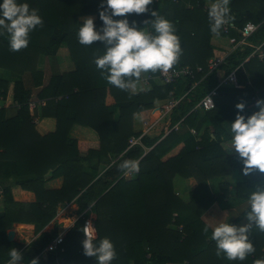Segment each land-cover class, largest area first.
<instances>
[{
    "label": "trees",
    "instance_id": "trees-1",
    "mask_svg": "<svg viewBox=\"0 0 264 264\" xmlns=\"http://www.w3.org/2000/svg\"><path fill=\"white\" fill-rule=\"evenodd\" d=\"M18 1H29L30 8L38 9L44 24L30 32L27 48L17 52L10 50L8 34L0 35V67L17 74L28 71L33 85L40 86L43 72L39 66L40 54L54 55L59 43L66 41L74 69L53 74L36 94L50 98L46 106L55 125L45 134L36 130L26 104L31 89L19 77L0 78V97L5 103H21L12 115H6L5 108H0V147L3 148L0 151L3 202L0 264H7L12 248L23 254L21 264H30L34 258H38V264H97L95 257L83 254L82 217L77 218L56 248L46 256L41 254L57 236L59 228V224L50 230L44 229L45 226L54 218L59 204L71 201L77 204L78 213L88 206L94 212L95 243L105 237L114 243L117 257L110 264H264V232L255 225L248 233L255 252L243 261H233L216 255V242L211 239L213 229L202 218L214 203L233 207L248 202L232 220L231 224L235 225L251 210V192L258 184H264V173L254 170L245 175L239 154H227L222 146L223 141L232 138L231 122L240 112L237 103L245 104L240 114L246 118L258 111L251 95L257 87L264 96V64L258 62L261 66L256 68L260 71L253 74L251 69L247 78L238 67V81L250 82L243 87L220 83L215 106L194 110L200 98L219 82L215 73L199 80L207 72L203 66L205 58L215 52L210 43L208 12L186 5L187 1L196 0H153L148 12L126 14L130 25L135 22V26L155 34L151 23L145 21L155 19L151 12L157 11L176 27L183 49L177 64H189L193 68L202 65V71L194 77L181 76L162 85L152 78L159 71L149 72V86H145L141 77L135 93L120 90L101 76L94 61L106 51L102 42L87 46L79 43L77 33L83 24L80 16L95 13L94 25L97 30L102 27L99 17L102 0ZM103 5L106 7V0ZM229 7L235 25L229 28V35H237L236 28L252 21L259 23L252 38L258 42L264 39V0H230ZM220 32L223 33L222 28ZM200 47L206 53L200 54ZM251 49L247 46L242 51L231 52L216 69L231 70ZM242 64L249 70V62ZM60 94L62 98L54 101ZM171 94L182 98L170 110L163 131L158 135L143 134L140 143L130 148V137L140 134L133 127L134 114L151 109L155 100ZM179 120V127L172 128ZM75 123L91 127L99 139L88 142L69 137ZM186 125L196 128L198 135H193ZM202 125H211L213 135L207 127L201 131ZM129 159L139 162V171L126 176L119 164ZM48 171L50 178L63 177L60 188L44 187ZM234 172L239 179L233 186L228 181H220L216 191L210 186L212 179ZM9 175L14 177L13 185L7 182ZM176 177L184 180L187 199L176 194L175 188L183 183L176 184L180 180ZM12 187L34 192L35 200L15 199ZM14 222L33 224L37 237L27 245L8 239L6 230ZM205 226H208L207 234L203 232Z\"/></svg>",
    "mask_w": 264,
    "mask_h": 264
},
{
    "label": "clouds",
    "instance_id": "clouds-1",
    "mask_svg": "<svg viewBox=\"0 0 264 264\" xmlns=\"http://www.w3.org/2000/svg\"><path fill=\"white\" fill-rule=\"evenodd\" d=\"M152 2L153 0H106L104 7L102 0L99 11V17L103 21L102 27L97 30L94 18L88 16L84 18L77 33L82 45H92L96 41L104 44L105 53L94 62L108 84L120 90L135 93L142 73H168L183 54L174 23L159 15L157 11L151 12L155 19L145 21V24L151 23L155 34L135 26V22L129 24L126 14L146 13ZM229 5L230 0H215L210 5L208 19L212 33L218 35L221 28L234 19L230 14ZM43 24L38 9L30 8L27 3L3 0L0 4V35L5 32L8 34L10 50L13 52L27 48L30 32L37 26L43 27ZM256 105L258 111L246 118L240 114L245 104H236L240 112L231 122L232 138L226 149L234 148L239 154L245 175L254 170L264 173V99H258ZM119 168L125 174L136 173L139 171V162L123 160ZM249 202L251 210L246 214L247 224L238 227L230 223H220L214 227L211 239L216 242L218 257L223 255L228 260L243 261L255 252L248 233L253 225L264 232V184H258L251 192ZM203 232L208 233V226L204 227ZM85 235L86 238L82 242L85 256L95 257L97 264H110L116 259L117 252L109 238L105 237L97 244L91 232H85ZM9 256L7 264H21L23 260V254L16 248L10 250ZM30 264H38V258L32 259Z\"/></svg>",
    "mask_w": 264,
    "mask_h": 264
},
{
    "label": "crops",
    "instance_id": "crops-1",
    "mask_svg": "<svg viewBox=\"0 0 264 264\" xmlns=\"http://www.w3.org/2000/svg\"><path fill=\"white\" fill-rule=\"evenodd\" d=\"M174 1H176V0H174ZM214 2H215V0H206L205 2H203L202 0H196L195 2L187 1L186 5L191 9H194V8L196 9V7H197V8H200L203 12H208L210 5ZM2 3H3V0H0V4H2ZM25 3L29 4V1H27ZM88 16H92L94 18V20L97 17V15L94 13V14L82 15L79 17V19L84 21V18L88 17ZM262 20H264V18ZM232 21L233 20H231L230 23H232ZM230 23H229V26H230ZM256 24L259 25V23H256ZM234 26L235 25L233 24L230 27H234ZM229 28L226 30L223 26L222 27L223 33L220 32L218 35L212 33L211 38H210V43L212 44L215 53H213L212 55H209L205 58V63L203 64V66L207 67V72H205L199 78V80H202L206 74L208 75V73H215L216 77H218V79H219V82L217 84H220L223 82H228V83L234 84L232 81H224V79H225L224 77L229 73L230 69L227 72H224L222 69H216L218 66L211 67L210 61L216 57H223V59H224L225 56H227L231 52L242 51L248 46V47L252 48L251 51L244 57V59H242L237 64V66L234 67L237 82H238V84L241 85L240 87H243L244 84H246L250 81L247 80L244 84H241L238 81V74L236 73V70L239 67V69H241L240 72L243 73L246 78L249 75V71L251 69L254 70V72L252 70L253 74L260 71L258 68L261 65L258 64V62L262 63V64H264V62L258 57L256 52H253V50H254V45H256V43H259V42H264V39L262 41L258 42V41H256L257 40L256 38H252V35L256 32V30H255L247 37V42L241 43V44L238 43V44L234 45V43H233L234 40L237 38H241V36H242L241 32H240V27L236 28L237 35L234 34V36H231L228 34ZM233 38H234V40H232ZM202 49L203 48L200 47V54L206 53V50L202 52ZM249 59H250V61H248ZM39 61H40L39 66L43 71L42 72V78H41L42 84L40 86H34L33 85L32 74L28 71H25L22 74H17V73H14V72L6 69V68L0 67V78L1 79H7V78L19 77L23 81L25 87L31 89L32 95H36L38 93L39 89L43 85L48 83V81L50 80V78L53 74H59V73L61 74V73L72 71L74 69V62L71 59L70 49H69L68 43L66 41H62L59 43L57 50H56V53L54 55H47V54L41 53ZM246 61L249 62V64H248L249 70H247V68H245V64H242L243 62H246ZM175 65H182V64H175ZM183 65H189V64H183ZM197 67H199V68H197ZM256 67H258V68H256ZM191 68L193 69V73H194L193 77L195 76L196 72L202 71V65L201 64L200 65L196 64L194 66V68L193 67H191ZM148 75H149L148 73H142V76H141L142 79L144 80L145 86H149V84H148L149 82L147 81ZM152 78L156 84L162 85V81L160 80L158 75H156ZM66 83L71 84L72 81L71 82L67 81ZM234 85L236 86V84H234ZM236 87H238V86H236ZM254 92H258L260 97L262 99H264V96H262V94L260 93V89H258L257 87H254L252 90V94ZM60 95H62V94H60ZM65 97H66V95H65ZM168 98L155 100L154 106L151 109L135 113L133 116L134 130L135 131L141 130L142 127L144 126V124L146 123L147 128H146L145 134L158 135L160 132H162L164 125H165V121L169 115V112H166L165 109L163 108V105L167 102ZM52 103L53 102H50L49 104H52ZM254 104H256V103L254 102ZM0 105H1L0 108L1 107L5 108L6 115H12L18 108H20V107H17L15 104L7 105L3 98L0 99ZM46 105L38 106L34 110V117L37 118V121L34 122V124H35L36 130L40 134H45L49 130H53L54 125H55L54 118L48 113L50 110H49V107H47ZM198 110H202V109H198ZM155 113H158V114H155ZM45 114H47V115H45ZM187 127H189V126H187ZM204 127H207L208 130L211 132V135H213L212 134L213 128L211 125H202L200 130L202 131ZM189 128H191V127H189ZM68 135L71 138H76V139H80V140H84V141H88V142H96L99 139L98 134L94 129H92L89 126L82 125L79 123L73 124ZM230 141H231V139L223 141L222 142L223 148L225 149L227 154L237 153L234 148L230 149V150H226L230 144ZM2 150H3V148L0 147V151H2ZM50 174H51V171H48L45 175L46 178H48V179L45 180L44 187L47 189L60 188L62 186V183H63V177L57 176V177H53V178L51 177L50 178L49 177ZM126 176H129V173L126 174ZM232 176L235 178L234 181L239 179V175L237 174V172H234L231 175H227V176H224L221 178H215V179H212L211 181L217 180L216 181V184H217L220 181H223L224 179H227L228 177H232ZM7 182L10 185H13L14 184V177L9 175L7 178ZM0 190H2L1 186H0ZM12 195L15 199H28L29 201L35 200L34 192L27 190V189H23L21 187H12ZM1 196H2V193H0V205H1L0 212L3 210V202H2ZM77 207H78L77 204L73 201H71L69 203L59 204L57 207L56 214H55L54 218L45 226L44 229H46V230L52 229L55 224H59L57 222V220L58 221L61 220V214H65V216H67L69 214L70 210L77 209ZM93 214H94V212H93ZM94 216H95V214H94ZM15 226L31 227L30 228L31 230H24V229L23 230H19V229L17 230L15 228ZM60 226H61V224H59L58 231L60 230ZM10 229L14 230V236L12 239L16 240L17 242L22 243L24 245H27L32 240L31 238L29 240L27 238V236L30 237V236H32V234H34L33 238H35L38 235V234L35 235L34 225L31 223L14 222L12 224V227L7 229L6 232H8ZM24 233H26L28 235L26 236V234H24Z\"/></svg>",
    "mask_w": 264,
    "mask_h": 264
},
{
    "label": "built area",
    "instance_id": "built-area-1",
    "mask_svg": "<svg viewBox=\"0 0 264 264\" xmlns=\"http://www.w3.org/2000/svg\"><path fill=\"white\" fill-rule=\"evenodd\" d=\"M232 25L233 24L230 23V26H232ZM230 26L228 23V24L224 25V28L227 30ZM257 27H258V25L256 23H254L252 21H246L242 25V27L240 28V32L242 35L241 38H237L235 40H234V38L232 39V40H234V42H233L234 45H236L238 43L241 44V43L247 42V37L253 31H255ZM149 32H152V31H149ZM253 52H256L258 57L264 62V42L256 43V45H254ZM223 61H224L223 57H216L210 61V66L216 67ZM197 68H199V67H197ZM193 75H194V73H193V69L191 68V66H189V65H174L173 68L170 69L168 73H162L159 71L158 77L160 78L162 83H171V82H174L177 78H179L181 76L193 77ZM224 78H225L224 81H232L234 84H236V86H238V87L241 86L237 82V78H236L234 68L232 70H230L229 73ZM218 86H219V84H217L216 86L211 88L208 92H206L200 98V100L193 106L192 109H194V110H198V109L207 110V109L213 108L215 106L214 97H215V95H217ZM1 98L2 97H0V99ZM61 98H62V95H57L53 98V100L57 101V100H60ZM181 98H182V96L175 97L174 95L171 94V96L168 98L167 102L163 105V108L165 109V111L170 112V110L178 103V101ZM251 98L255 103L258 99H262L260 97V95L258 94V92H254L251 95ZM49 100H50L49 97H38L36 95H31V97L27 100L26 104L28 106V110L31 114L33 122L37 121V118L34 117V110L38 106L46 105V103ZM14 104L17 107H20V105H21V103H19V102H15ZM180 122H181V120L177 121L172 126V128L177 129L179 127ZM144 126L147 127L146 123L144 124ZM189 130L193 135H196V136L198 135V131L196 130V128L191 127V128H189ZM139 131H140V134L138 136L133 135L130 137V139H129L130 145L140 143V138L143 134H145L146 129L143 128ZM0 193H2V190H0ZM75 210H76V214H74L72 216H69V215H71V212H70L71 210L69 211V214L67 216H65V214H61V220H59V221L57 220V222L59 224H61L60 230L58 231L57 236L55 238H53V240L42 250V252H41L42 256H46V253L49 250L56 248L58 246V244L63 240L67 231L70 230V228L73 226L74 222L79 217H82V220H83L82 221L83 240L86 238L85 232H91L94 235V237H96V227H95V223H94V214H93V211L91 210V207L88 206L79 213L77 212V209H75Z\"/></svg>",
    "mask_w": 264,
    "mask_h": 264
},
{
    "label": "rangeland",
    "instance_id": "rangeland-1",
    "mask_svg": "<svg viewBox=\"0 0 264 264\" xmlns=\"http://www.w3.org/2000/svg\"><path fill=\"white\" fill-rule=\"evenodd\" d=\"M158 114V113H157ZM143 128H147L145 126L142 127ZM180 180H177L176 184H181V182H183L184 180L182 178L176 177ZM183 180V181H182ZM235 178L232 177H228L227 179H224L223 181H228L230 182V185H232L234 183ZM217 180L214 181H210V186L213 189H217L218 190V183L216 184ZM233 186V185H232ZM184 182L182 183L181 186L176 187V194H179L180 196L182 195L185 199H187V193H185L184 191ZM248 202H242L236 206L233 207H223L222 205L218 204V203H214L213 205H211L203 214H202V218L203 220L212 228L214 229V227L218 226L220 223H230L232 222V220L238 215L240 214V212L247 206ZM0 209H1V205H0ZM72 216L74 214H76V210L73 209L70 211ZM246 222H248L247 217H243L240 221H238L235 225L236 226H242L244 224H246ZM15 228L18 230H31V227H21V226H15ZM24 232V231H23ZM26 234V233H24ZM28 234H26L27 236ZM33 235L27 238L30 240L33 239Z\"/></svg>",
    "mask_w": 264,
    "mask_h": 264
},
{
    "label": "water",
    "instance_id": "water-1",
    "mask_svg": "<svg viewBox=\"0 0 264 264\" xmlns=\"http://www.w3.org/2000/svg\"><path fill=\"white\" fill-rule=\"evenodd\" d=\"M7 235H8V239L12 240L13 236H14V230L10 229L8 232H7Z\"/></svg>",
    "mask_w": 264,
    "mask_h": 264
},
{
    "label": "bare ground",
    "instance_id": "bare-ground-1",
    "mask_svg": "<svg viewBox=\"0 0 264 264\" xmlns=\"http://www.w3.org/2000/svg\"><path fill=\"white\" fill-rule=\"evenodd\" d=\"M155 114H157V113H155Z\"/></svg>",
    "mask_w": 264,
    "mask_h": 264
}]
</instances>
